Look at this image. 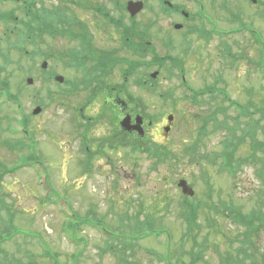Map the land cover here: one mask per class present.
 <instances>
[{"label":"rangeland","instance_id":"374dc122","mask_svg":"<svg viewBox=\"0 0 264 264\" xmlns=\"http://www.w3.org/2000/svg\"><path fill=\"white\" fill-rule=\"evenodd\" d=\"M129 1L134 0H116V3L121 8ZM160 1L147 2L148 9L138 16L140 24L146 20L152 23L150 34L157 46L160 40L161 43L168 40L166 31H172L170 20L159 19L163 16ZM204 1L207 9L203 17L215 16L220 30L230 31L244 24L252 25L264 39V0H258L256 5L240 0H216L215 5L211 3L212 0ZM39 2H45L48 8L53 3L50 0ZM172 3L185 4L186 12L196 18L187 24L191 28L194 25L199 28V32L195 31L196 37L189 38L194 66L187 65L192 69L187 72L193 88L208 92L209 88L217 85L212 81L215 75L221 78L226 76V85L219 84L217 90L226 91L233 102L240 104L239 110H244L250 103L252 107L246 108L249 116H239L238 109L224 103L219 94L199 97L196 101L184 100V92L176 77L178 72L174 70L171 77L161 68L154 83L156 88L146 98V106H140L145 107L148 113L145 120L147 133L131 139L135 143H158L174 150L177 161L171 159L165 163L136 152L135 147L123 148L128 145L130 138H125L129 140L123 143L118 142V136L127 135L120 127L116 128L114 113L105 110L108 106H104L102 101L87 106L85 115L89 120L86 125V121L79 116V109L82 111L85 101L75 95L70 98L65 94L68 89L66 86L46 80L51 72L65 79H80L77 71L67 69L62 63L64 60L59 61L57 57L52 60L47 56L51 51L67 52L75 44L69 45L63 39L54 41L46 38L40 47L42 55L39 61L36 60L37 65H34L30 57H21L8 44V39L13 43L17 37L20 38V35L11 37L9 31V28L19 23L0 22V52L8 54L9 51L11 58L7 69L0 70V79L3 82L5 78L10 81L11 94L18 97L21 103V113L27 116L28 128L38 146L36 157L40 159L39 165L34 168L24 167L4 177L1 176L4 170L0 166V264L20 261L24 264H169L164 257L171 258L173 264H222L228 256H237L236 250L242 247V243L246 246L251 241L257 250L254 264H264V226L247 234L244 228L234 224L230 212L224 210V207H231L232 204L243 214L257 209L260 191L264 189L258 177L262 164L260 161L242 164L236 177H232L222 170L219 155L224 151V141L230 139V133L235 130V139L244 137V141L232 140L236 146L230 154L236 162L241 158L253 161L254 157L260 159L263 156L262 149L256 147L252 150V147L253 136L264 142V64L262 77L255 66L258 48L247 32L226 39H210L207 33L211 26L209 22L199 20L197 5L182 0H172ZM56 4L59 5L58 2ZM91 4L108 9L110 17H113L112 14L116 17L121 15V11L109 0H86L80 3L83 8ZM12 9H15L16 17H25L23 2L0 3V13ZM69 9L84 20L88 17L87 21L92 27L94 22L91 18L102 16L96 12L87 14L76 7ZM239 11H243L242 15H238ZM124 17L125 24L129 25V14ZM109 28L112 29L111 26ZM183 33L186 32H172V36L179 40ZM95 35L96 39H100L98 41L104 42L106 48L114 46L103 32L95 31ZM226 46L232 68H225L223 63ZM24 47L33 52L34 47L29 43H25ZM155 50L160 56L165 53L160 46ZM176 52L179 54L180 50ZM42 56L45 57L41 59ZM193 56L199 60L197 63ZM43 62H48L45 71L41 69ZM3 65L1 56L0 68ZM157 68L154 64L153 74ZM29 78L34 80L32 85L28 84ZM119 83H123L122 78ZM49 91L55 95L49 97ZM168 92L173 93L171 100L162 98ZM135 93L137 97L144 96L143 93ZM0 104L3 139H8L11 148L18 141L23 147L12 151L0 145V163L12 168L21 157L28 156V145L23 141V134H16V131L15 135L6 129L8 125L19 129L14 120L20 117L18 106L9 105L3 98H0ZM38 108L41 113L35 115ZM169 115H173L175 120L170 135H166L162 126L167 123ZM208 118L210 121L206 125ZM225 121L228 129H222L219 125ZM202 128H205L206 134L201 132ZM83 131L87 144L91 146V160L85 153L86 144L81 137ZM195 142L200 145L205 158L200 164L192 162L191 155L184 153L186 149L193 148ZM103 144L106 147L104 155H101L97 152L104 149ZM115 146L116 149H112ZM208 158L215 159L210 163ZM181 180L187 181L195 191L194 197L188 198V202L199 207L192 219L196 227L193 230L194 240L192 236L187 238L188 222L182 216L183 210L189 208L184 205L186 197L178 187ZM262 205L264 211V203ZM74 215L82 222L90 220L100 228L94 229L81 223L78 233V237L83 240L81 244L64 230ZM138 215L141 221H145L143 224H152L154 228L164 229L165 233L147 238L134 233L132 229L135 222L130 218ZM9 224H12L8 231L10 235L5 233ZM46 249L52 257L46 254Z\"/></svg>","mask_w":264,"mask_h":264},{"label":"flooded vegetation","instance_id":"af4514ba","mask_svg":"<svg viewBox=\"0 0 264 264\" xmlns=\"http://www.w3.org/2000/svg\"><path fill=\"white\" fill-rule=\"evenodd\" d=\"M83 1L86 0H50V2L53 3L51 4V7L48 8L44 4L45 2H41L40 4V2L38 3V0H30L28 1V8H26V0H0V3L3 4H6L8 2H23L22 12L24 13V16L25 14H27L26 17H16L15 9H12L10 11H3L0 13V22H4V24H7L9 19H15L17 23L21 24L23 21L30 22L31 18H34V26L32 30L29 29L27 32H25V35L29 40L34 38V49L33 52L27 51L26 53L28 58H32L33 64L37 65L36 60L39 61L41 55L40 16L42 14L48 13V32H45L43 34V37L54 41L56 39H63L67 41L69 45L75 44L74 47L68 48L67 52L65 53L68 56V70L72 72L77 71L78 75L80 74L79 80L77 77L73 79L70 77L66 78L65 82L59 85L66 86L68 90H70L69 97L75 95L77 98H81L82 100H84L85 106L89 107L91 104L97 102L98 100L102 101L104 106H108V108L104 109H109L112 114H115H113V117L116 116L115 118H117L118 121L116 126H119L120 128L122 121L127 118L131 119V126L136 125L137 119L141 118L143 119L142 129L144 132L142 136L146 135L147 132L145 128V120H147L146 118L148 117V113L145 107L140 108V106H146V98L150 97L152 92L156 88V85H154L153 82L155 80L153 79L154 71L152 72L154 64L161 68H164V72L166 73L167 71L171 77L174 73V70L178 72V75L176 77L180 81L179 84L184 92V100L191 99L192 101H196L199 98V94H201V91L194 89L193 86L190 84V78L188 77L187 72L189 70L192 71V69L188 68V66H194V64L192 63V55L190 54L192 44L190 43L191 41L189 38L196 37L197 34L195 31L198 30L199 32V28H196V25L191 28V26L187 24L188 22L194 21L196 18L184 16V9H187V6L185 4L170 5L167 1L163 2L171 10L174 9V6L178 9L175 12H170L169 15H163L159 18L170 20L172 24V31H166L165 35L169 37L167 41L164 40L163 43H161V40L159 41V46L160 48L165 50V53H163L162 56L157 54V56L154 57V55L157 53L154 48H157L159 46L154 44L152 34H150V30L152 29V23L150 22V20H146L145 23L143 22V24H140L138 22V16L131 17L129 15V25L125 24L126 17H121L120 19H116L118 25L117 27H115L114 25L109 24L107 20L102 17H92L91 20L94 22L92 27L90 26L89 21H87L88 17L86 18V20H84L85 18L79 17L77 13L72 12V10L69 9V7H76L88 14L89 12H94L93 9L101 7V5L91 4L90 6L86 5V7L83 8L84 6L80 5V3H82ZM140 1L144 0H134V2ZM182 1L190 4L201 3V1L195 0ZM240 1L249 2L248 4L256 5L258 0H256V2H254L253 0ZM56 2H58L59 5H57ZM110 3L112 5L114 4L111 1ZM146 3L147 2H145V6H147ZM211 3L215 5L217 1L212 0ZM224 6H226V4H224ZM224 8L226 9L227 7ZM58 10H61L58 13L63 12V15H59L57 17L56 13ZM174 19H177V21H173ZM199 20L205 21L204 18L201 17H199ZM217 20L218 19L215 16H210V32H206L210 39H226L230 36L239 35L243 32H247L251 36V40H253L254 44L258 45L256 35L257 33H259V31L255 30L252 25L251 29H249L247 24H244L240 28L226 31L219 29ZM109 26H111L112 29H110ZM177 26L182 27L181 29H176ZM91 27L94 29V32L92 31ZM121 29L123 30V32L121 31ZM249 30H251L252 32H250ZM9 31H11L12 33L11 37L14 35H21L22 33L19 26H13V28H9ZM95 31L103 32L104 34H106L109 37V41L111 42L110 44H113L114 46L106 48L102 40L98 41L100 39H96ZM172 32L186 33H183L179 40H176L175 38H173ZM117 33L119 35H117ZM162 34L164 35V30ZM199 36L201 35L199 34ZM117 44L119 45L118 47ZM176 50H180V53L177 54ZM223 52L225 56L223 61L225 68H232V61L228 59V57H231L229 56V53L227 51V46L226 48H224ZM51 53L54 54L55 52L53 53L51 51ZM193 57H195V63H197V61L199 60L196 59V56ZM213 58L214 60H216L215 57ZM189 60L191 64L189 63ZM263 64L264 53L261 49L258 48V60L255 62V66L258 68L259 72ZM194 68H196V66ZM156 71L158 72V70ZM56 77L57 76L54 77V80ZM120 78L123 79L122 84L119 83ZM173 78L175 79L174 76ZM212 81H214L213 83L217 85H214L209 88V92L213 93V96L216 95L218 92L223 94L222 101L224 103H229L232 106V100L229 94H227L226 91L217 90V86L219 84L226 85L228 81L227 77L225 76L221 78L215 75ZM134 89L135 91L133 92ZM135 92L143 93L144 96L139 95V97H137L135 95ZM172 94L173 93L168 92L164 96H166L168 100H171ZM227 97H229L230 99H228ZM250 104H248L246 108L250 109V107H252ZM246 108L244 109V111L246 115H248L249 110ZM253 114L255 113L253 112ZM171 116L173 115H169L167 118ZM151 126L152 122H150L149 124V127ZM168 126L169 124L167 122L164 126H162V130L164 131V129ZM122 132L127 135V137L122 135V137L124 138L123 142L129 140L125 138H130L128 145L122 147L134 149L135 142L132 141V139L134 140L140 137L139 135L141 134L134 130H122ZM168 135H170V133Z\"/></svg>","mask_w":264,"mask_h":264},{"label":"trees","instance_id":"16d2710c","mask_svg":"<svg viewBox=\"0 0 264 264\" xmlns=\"http://www.w3.org/2000/svg\"><path fill=\"white\" fill-rule=\"evenodd\" d=\"M111 2H113L115 4V8L118 9L119 11H121V16H124V6H121V8L118 7L116 0H110ZM163 9L167 8L162 5ZM61 10L57 11V17L59 15H63V12L58 13ZM94 11L98 14H102V18H104L105 20H107V22L111 25H114L115 27H117L118 23L116 22V19L119 17H116L115 15L112 14L113 17L109 16V10L106 8H97L94 9ZM264 19V18H263ZM49 20V16L48 13L46 14H42L40 16V27H41V36H40V42L41 44H43L44 42V37L43 34L45 32H48V22ZM34 26V18H31L30 22H24V24L22 25V28L27 32L29 29L32 30ZM22 31V30H21ZM26 36L25 33L22 31L20 38H18L16 41H14L13 43L10 41V39H8V44L10 47H14L16 51L20 52L23 56L26 53L27 48L24 47L25 43H29L31 46H34V38H32L31 40H29L28 38L24 37ZM0 55L2 56L4 65L1 66L2 68H0L1 71H4L5 69H7V67L11 64L10 62V57H9V51L8 54L7 53H3L2 51L0 52ZM0 56V57H1ZM60 58L62 60H65L68 58L66 53H61L60 54ZM60 60V61H62ZM1 73V72H0ZM50 78H48L47 81L52 82L53 81V76L55 75V72H51L50 73ZM3 82V81H2ZM3 86H6V92L8 93V95L10 94V81L5 78L4 82H3ZM208 91V90H207ZM65 94L68 96L69 93L65 92ZM49 97H53L55 94L54 92H48ZM162 98L165 99V97L163 96ZM9 102L15 103L17 104L18 102V98H16L15 96L11 95ZM116 116H114V119ZM214 119V118H213ZM9 120H11V118H9ZM210 121V118H208V120H206L205 124L207 125V123ZM215 122V119H214ZM118 122L114 121V124L116 125ZM220 127L228 129L226 125V121L225 122H220L219 123ZM10 125H8L9 127ZM216 126V130L217 129V125ZM119 126H116V128H118ZM7 129V128H6ZM26 129V128H25ZM205 128H202V133L204 132L206 134V132L204 131ZM204 134V136H205ZM231 138L227 139L226 141H224L223 146H224V151L222 153H220V159H221V164H222V170L223 171H227L230 176L232 177H236L237 172L241 169V165L242 164H256L258 161L261 162L262 167L261 169L258 170V177L261 179L262 183H263V187H264V142H260L258 140H256L253 136V147L252 150L255 149L256 147L262 149V154L263 156L260 157V159H257L256 157H254L253 161L252 159H248V160H243L244 158L239 159L238 162L235 161L233 155L230 154V151L235 148V144L232 142L233 141H244V137H238L237 139H235L237 137L236 131L232 130V133H230ZM200 137L202 135H199ZM4 135H2V131L0 128V145L3 147H6L12 151L19 149V148H23L21 147L22 144H20L21 142H16L17 145H15L13 148H11V144L8 141V139H3ZM123 137L122 136H118L117 140L118 142L121 141L123 143ZM113 140V139H112ZM139 140V139H138ZM138 140H136V142H138ZM140 141V140H139ZM135 144V150L136 152H139L142 155H148L151 156L152 158L156 159L159 163H165L167 161H170L171 159L173 161H177V153H175L174 150H169L168 147L166 148V146H161L158 143H153L150 142V144H144V142L140 143H134ZM87 146H85V151H87L86 149ZM104 149H100L97 153H100L101 155H104V150L106 145L103 146ZM200 145L198 143L195 142V145L193 146V148H188L185 150V153L187 155H191V159L192 162H197L198 164H200V162L202 163L201 160H205L203 154L201 153L200 150ZM112 149H116V146L113 147ZM90 154V152L88 153V155ZM218 157V156H216ZM215 157V158H216ZM213 158V159H215ZM197 159V161H196ZM212 158H208V162L212 163L213 162ZM1 168H3L4 170V174L2 173L1 176L4 177V175L7 174H15L16 170H11L6 168L5 166H3L0 163ZM261 199V201H259ZM260 199L257 201V209H255L254 211L248 213V214H243L241 212V210L239 209H235L234 205L232 204L231 207H224V210H227L228 212H230V217L233 220L234 224L238 227L244 228L245 232L247 234H252L253 232L259 230L262 226H264V211L262 210V203H264V189H262L260 191ZM184 205L186 206V208H189L187 211L183 210L182 212V216L184 219H186V221L188 222V234H187V238L189 239L192 236V239L194 240L195 236L193 234V230L196 229L194 225L195 222H193L192 219H194V215H196L197 210H198V206L195 204H191L188 202V198L186 197L184 199ZM191 214V215H190ZM190 215V216H189ZM131 220H133L135 222L134 225V229H132V231H134V233L136 234H142L144 236H142L143 238H147V237H151V236H161L163 233H165L164 229H157L154 228L152 224H143V222L145 221H141L139 215L135 216L133 218H130ZM187 219H190V221H188ZM81 223H83L86 226H90L92 228H96L99 227L97 224H92L90 220H84L82 222V220H80L76 215L73 216V220L70 221L67 225H66V229H64L65 231H67V233H71L73 238L75 239V241L78 244H81V242L83 240H81L78 237V233H79V227L81 225ZM10 227H12V224H9L6 228V234L8 233V231L10 230ZM256 229V230H254ZM10 235V232L8 233ZM11 238V237H10ZM125 240H126V236H125ZM125 243V242H124ZM242 247L239 248L238 250H236V252L238 253L237 256L235 255H230L228 256L225 260L223 259V263L222 264H248L249 262L254 264V260H255V255H257V250L254 249V244L251 241V243H246V246L242 243L241 244ZM46 254L51 256L52 254L50 253V251L48 249H46ZM52 257V256H51ZM164 257V256H163ZM164 260L167 261L169 264H173L172 259L169 257H164ZM263 263H264V258L262 259ZM251 263V264H252ZM12 264H24L21 261L20 262H16V263H12ZM25 264H32V263H25Z\"/></svg>","mask_w":264,"mask_h":264},{"label":"water","instance_id":"95a60500","mask_svg":"<svg viewBox=\"0 0 264 264\" xmlns=\"http://www.w3.org/2000/svg\"><path fill=\"white\" fill-rule=\"evenodd\" d=\"M149 1V0H146ZM144 9V3L143 2H129L128 6H127V11L129 12V14L131 15V17H136L139 13H141ZM176 29H181V26H177ZM48 68V64L44 63L43 64V69H47ZM158 76V74H154L153 77L156 78ZM57 80L59 82H63L64 78L62 77H58ZM34 83V81L32 79L28 80V84L32 85ZM41 113V109L38 108L37 110H35L34 114L38 115ZM169 123H173L174 121V117H169L168 119ZM143 120L141 118L137 119V124L134 126H131V119L127 118L122 122V128L126 131H137L138 133H140L141 135H143ZM171 131V127H168L165 129V133L168 134ZM179 188L182 190V193L187 196V197H194L195 192L194 190L189 186V184L185 181L182 180L179 182Z\"/></svg>","mask_w":264,"mask_h":264}]
</instances>
